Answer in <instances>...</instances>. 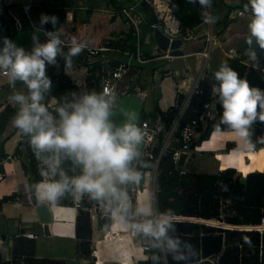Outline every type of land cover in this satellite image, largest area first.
Masks as SVG:
<instances>
[{"label":"crops","instance_id":"obj_1","mask_svg":"<svg viewBox=\"0 0 264 264\" xmlns=\"http://www.w3.org/2000/svg\"><path fill=\"white\" fill-rule=\"evenodd\" d=\"M0 2L9 16L10 40L17 47H22L27 53H30L35 47L33 35L37 36L40 43L47 42L48 38L44 31H35V27L39 26L42 14L61 18L57 28L62 30V39L66 45L70 43L73 37L79 41H86L88 45L95 47L106 43V47L103 46L97 53L91 54L84 50L82 54L72 57L68 64L65 59L62 63L61 76H54L51 80L56 92H60L68 85L74 86L72 84H78L82 92L94 90V88L96 89L95 85L99 87V84L96 81V69H89L91 63L99 64V68L100 65H116L118 62H126L127 71L122 74L119 81H124V89L118 90L117 93L119 108L121 111H134L138 116L140 110L144 113V104L147 99L150 100V109L154 103V96L150 94L149 84H152L150 86L154 88V91L156 87L158 88L157 103L160 109H165L176 94L184 97L188 87L197 77L202 78L204 75H208L212 81L215 71L222 64H225V50H235L241 54V59L236 61L243 64L242 67L237 65V62H233L234 58L229 61L231 62L230 65L229 62L227 63L230 67L241 74L245 66L247 67V74L250 72L248 75L250 82L257 83L259 86L264 83L262 76L256 77L255 71H252V69L259 67L257 61L250 60L247 55L246 40L251 13L232 14V11L227 15L226 25H221L219 22L226 16V4L235 3L240 7L247 3L246 0H221L211 7L212 15L216 17L213 30L222 39V47H213L206 59L199 52L207 44L203 34L195 40L173 39L169 42L160 26H151L154 22L153 12L147 3L140 0H0ZM128 6L134 7L135 24L120 10L121 7ZM198 25L197 30L199 31H204L206 28L202 21ZM43 27L48 31L55 30L50 23ZM1 33L2 28L0 26ZM167 48L176 52L169 59L160 54ZM252 49L256 53L259 47L254 43ZM258 51L262 52L261 49ZM63 52L65 54L68 52L66 46L63 47ZM192 52L197 53L194 55ZM61 56L58 55L57 62ZM50 66L53 65H46V70ZM184 75L188 76L184 79L185 83H179L178 80ZM0 84V91L5 90L4 97L0 98V113L7 107L14 109L13 118L10 124L7 123L12 131L4 137L6 129L3 128V138L0 137V255L3 260L6 255H10L12 259L15 257L14 261L18 259L17 256L24 259V264L30 257L37 260L40 258L58 260L60 264H90L89 262L95 257L99 262L117 261V264H136L137 260L146 258V254L140 245V236H136L130 230H122L112 223L109 217H103L104 215L101 214L105 210L102 206L100 208L101 214L89 213L91 224L90 251L88 256H85L77 250L78 238L75 232V218L78 207L74 206L73 203L68 205L57 202L53 205L38 202L35 195V202L32 201L30 196L34 192L29 190L27 174L21 164L23 149L21 148L22 150L16 154L13 152L18 140L22 139L23 136L13 123L18 105H13L9 101V97L14 91L25 95L28 94V91L24 83L15 84L17 85L15 88L11 87L7 76L2 72H0ZM86 84L89 86L84 89ZM141 84H146L148 87L145 85L146 88H143L140 86ZM129 87L131 92H128ZM143 93L145 94L143 95ZM213 102L216 103L217 107L218 97L216 94ZM189 107H191L190 104ZM191 109L197 110V107L193 108L192 106ZM217 113H219V109ZM115 120L119 123L122 117L118 114ZM207 122L201 123L200 133ZM228 141H233L234 146L225 150V143ZM169 146L176 147L178 142L171 138ZM258 149L248 150L246 142L230 128H214L209 131L207 138L191 147L190 151L201 150L199 155H196L194 151H187L183 161L180 164H175L178 168L177 165L186 166L188 161H197V170L179 168L184 172L190 171L197 174H214L222 169L232 167L241 174V177H244L250 171H261L264 168V145ZM238 150L241 152L240 155ZM244 166H249V170H243ZM195 179L196 177L192 176L190 182H194ZM132 188L135 190V192L131 190V195L134 196V205L154 199L157 208V179L155 180V176L153 179L152 172L150 177H144L142 187L137 184ZM136 188L139 190L136 191ZM6 196L13 198L3 200L2 198ZM181 216L186 221L205 224H209L207 219H212ZM136 219L138 220L139 217ZM222 222L220 221L217 226L240 227L238 229L251 228L250 225H226L227 222L224 221L225 224ZM26 233L31 234V236ZM27 245H31V247L27 248ZM19 247L20 252H17L15 249H19ZM29 250H32L31 254L26 255ZM75 250L79 256V262H75L76 254L75 257H71ZM92 250L95 253L93 257L91 255Z\"/></svg>","mask_w":264,"mask_h":264},{"label":"clouds","instance_id":"obj_2","mask_svg":"<svg viewBox=\"0 0 264 264\" xmlns=\"http://www.w3.org/2000/svg\"><path fill=\"white\" fill-rule=\"evenodd\" d=\"M188 3L200 6L205 23L215 22L216 17L210 12L212 0H188ZM244 10L251 13L247 55L256 61L253 44L264 50V0H248ZM0 12L3 13L2 9ZM49 23L54 31L44 29ZM58 23L54 15H41L35 31H44L48 39L40 43L33 35L35 47L30 53L8 37H0V72L7 76L11 87L15 88L16 82L21 81L28 90L27 95L14 91L9 101L18 105L13 123L27 138L42 178L29 186V190L38 202L53 205L66 196H87L100 204L119 228L146 238L145 251L171 256L177 264H196L198 249L181 239L174 210L159 211L154 199L139 205L130 199V188L141 182V169L147 167L142 151L145 133L137 113L121 111L117 92L109 88L83 92L80 88L78 93L66 95L54 109L56 115L43 103L45 94L53 87L46 75V65H55L58 55H64L68 64L89 46L75 37L66 45ZM64 46L68 48L66 54ZM214 80L212 90L223 109L220 123L234 131L246 142L247 149L252 150V126L257 121L264 123V90L250 86L227 63L215 71ZM72 85L65 89L76 87ZM118 114L122 117L119 123L115 120ZM65 162H71L79 174L69 176L62 167ZM158 258L155 253L150 257L153 261Z\"/></svg>","mask_w":264,"mask_h":264},{"label":"trees","instance_id":"obj_3","mask_svg":"<svg viewBox=\"0 0 264 264\" xmlns=\"http://www.w3.org/2000/svg\"><path fill=\"white\" fill-rule=\"evenodd\" d=\"M218 1L221 0H212V6H215ZM171 6L174 14L181 19L184 24L192 26L201 23V11L198 4H190L188 3V0H171ZM0 7L8 23H10L9 16L4 7L1 6V2ZM237 7L239 6L235 3L225 5L226 16L219 21L221 22V25H226L227 15L237 9ZM60 20L61 18L58 17L59 22ZM258 50L256 52V61L259 67L250 69L255 71L256 77L260 75L264 80V50H262L261 53ZM174 53L176 54L175 51ZM64 60L65 56L62 55L55 65L50 66L46 70V75L50 80H52L54 76H61V68ZM230 60L231 59H229V61ZM236 60L237 58H234L233 62H237ZM230 63L231 62H229V65ZM237 65L242 67L243 64L237 62ZM98 66L99 64L91 63L89 69L95 70ZM261 68H263V71ZM260 70L262 72H259ZM248 75H250V72L246 76L250 86L264 90L262 89L264 88V83L260 86L257 83H252L250 82ZM210 81L211 78L208 75H204L202 79H200L199 86L201 88V92L196 95L194 94L191 97V107L183 113V121L188 119V115L192 113V106L193 108L195 106L197 109L200 108L201 100L208 95ZM20 83L23 82H16V84ZM145 85L141 84L140 86L146 88L147 85ZM150 85L152 84H149V90L151 92L150 94H153L154 96V103L152 104V108L148 116L140 110L138 114L139 124L141 120L146 118L148 122L151 123L155 113L161 111L157 103L159 98L158 88L156 87V90L154 91V88ZM95 86L96 89L94 88V90L101 91L100 86ZM25 88L27 89L26 84ZM52 91H56L54 86L52 87ZM128 92H131L130 87ZM67 98L70 99L69 96H67ZM217 108L219 109V113L215 115L214 119H210L207 122L199 137L194 141L191 147L197 144V142H200L202 139L207 138V134L211 129L228 128V126L220 123L222 107L219 104V101ZM13 113L14 109L10 107H7L6 110L4 109V111L0 113L1 138H3V128L6 129L4 137L12 131L7 123L10 124L14 115ZM161 114L165 127H168L170 117L164 116L162 111ZM255 124L258 125V128L253 131L251 139L254 144V148L259 150L258 148H261L264 145V123L257 121ZM162 135L163 132L160 131L157 137L158 146L160 145L159 139L162 138ZM158 146L152 148V156H143L144 160L147 162V167L142 169L153 168L155 165V156L159 150ZM233 146V141L225 143L226 150ZM21 148L23 149L21 164L23 170L27 174L28 186L35 185L37 180L40 179V175L36 173V158L29 146L27 138L24 136H22V139L18 140V144L14 148L13 152L15 154L19 153L22 150ZM62 167L69 176L79 174V169L77 168L74 171L71 162H65ZM192 176L196 177L194 182H190V178ZM240 177L241 174L232 167L222 169L214 174H197L190 171L180 172L171 157V151L166 152L165 154L163 153L159 156L156 162L157 208L159 211L172 209L176 215L197 216L206 219L212 218L223 221V224L227 222L226 225H250L248 223H259L264 220V168L261 171L256 170L246 173L243 181H240ZM169 197H172L173 199L170 200ZM225 197L229 198V200L226 204H224V206L220 207V199L222 198L223 200ZM11 198L13 197L6 196L2 199L10 200ZM73 199L74 198L71 196H66L58 202L61 204L71 205ZM80 203L82 205L88 204V202L84 199H81ZM212 219H207V222H211L212 224L217 223L216 225L220 222ZM176 225L181 239L192 243L198 249L199 258L196 264H264V229H238L240 227L229 228V226L220 227L186 220H176ZM75 232L78 238L77 250L79 253L88 256L90 251L89 240L91 233L88 210L78 207L75 218ZM140 245L143 252L146 254V258L137 260L136 264H177L176 261L172 260L171 256L165 257L160 253L155 252V250L145 251V247L148 245V240L146 238L140 237ZM30 247L31 245H27V248ZM15 250L20 252V247ZM31 252L32 250H29V252L27 251L26 255H30ZM154 253L159 257L155 261L150 259ZM14 258L15 257H13V259ZM13 259L5 261L0 255V264H13L15 262ZM26 264H60V261L47 258H40L37 260L36 258L30 257L27 259Z\"/></svg>","mask_w":264,"mask_h":264},{"label":"built area","instance_id":"obj_4","mask_svg":"<svg viewBox=\"0 0 264 264\" xmlns=\"http://www.w3.org/2000/svg\"><path fill=\"white\" fill-rule=\"evenodd\" d=\"M140 1L147 3V5L152 8V12L154 15V22L151 24V26H155V25L160 26L162 28V31L166 34L169 42L173 39H180L183 41H188L189 39L195 40L198 37H201V35L203 34L207 44L206 47L199 52H201V54L203 55V57H205V59L208 57V54L213 47L215 46L222 47V39L213 30V23H205L202 20V23L206 25V28L204 29V31H199L197 30L199 26L198 24L188 26L184 24L181 21V19H179L174 14V12L172 11L171 0H140ZM246 2L248 3V0H246ZM247 3L235 9L232 12V14L250 13V11L245 12L244 10V6ZM120 10L131 22L135 24V20L133 18V11H134L133 6L121 7ZM105 45L106 43L99 47L89 45L85 50L87 53L94 54L97 53L99 49ZM154 47H156V45H154ZM196 53L197 52H192V54L194 55ZM160 54L161 56L168 59L175 55L174 50H170L168 48ZM224 55H225V59H224L225 63H228L229 59L231 58L241 59V54L235 50H225ZM127 66L128 65L126 62H120V63L118 62L116 65H109V64L100 65V67L95 70L96 72L95 75H96V81L98 82L101 91L104 88H109V89H114L118 93V84L120 79L122 78V74L127 71ZM261 70L263 71V68H261ZM247 72H248L247 67H245V69L240 75L241 78L246 79ZM187 77L188 76L184 75L181 79L178 80V82L185 83L184 79ZM200 79L202 78L197 77L195 81L192 82V84L188 87L187 92L184 94V97H180L178 96V94H176L175 98H173L167 109L165 108L164 110H161L164 113V116L170 117L168 127H165L161 111L155 113L151 123H149L147 119L140 121V126L142 127L143 130L150 129L148 135L145 136L144 144L142 146L143 156H149V157L152 156V148L158 146V138H157L158 133L161 131L163 132V135L162 138L159 139L160 145L158 146L159 147L158 153L155 156V165L153 166V168H148V169L146 168L141 170L142 180L139 183V185H142V183L144 182V177H150L151 172L153 174V179L155 176V180H156V162L161 154L163 153L165 154L166 152L171 151V157L174 163L179 164L178 161L181 158V156L183 155L184 157V155L187 154V151L191 148V145L198 138L201 131V123L215 118V115L217 113V107H216V103L213 102L215 93L213 92L212 89L216 81L213 80L210 82V87H208V95L201 100L200 108H198L197 110L193 109L192 113L188 115V119H186L185 121L182 120L183 113L187 111V109L189 108L191 97L194 94L201 92V88L199 86ZM75 86L76 87L69 88L68 90L64 88L60 91V93L52 91L51 88V90L45 94V100L43 101V103H45L49 107V110L53 112V115H56L54 109L56 108L57 104L62 103L66 95L71 96L73 92L78 93L81 87L78 84ZM0 90H1V84H0ZM144 94L145 93H143V95ZM171 138H174L178 142V146L176 147L169 146V140ZM35 168H36V173L39 175L37 160H36ZM179 171L184 172L182 170ZM137 190L138 188H136V191ZM81 199H84L86 202H88V204L82 205L80 203ZM228 200L229 198L227 197H225L223 200L221 198L220 207L224 206V204H226ZM72 203L76 207L88 210L90 214L91 213L92 214L97 213L98 215L101 214V209H100L101 205L95 201H92L87 196H84L82 198H74ZM101 215L102 216L104 215L103 217H108L106 212L102 213ZM251 228H255L258 230L264 229V220L260 221L259 223L252 224ZM26 234L31 236V234L29 233ZM94 254L95 253L92 250V254H91L92 257ZM4 258L7 259L8 261L12 260V257L10 255H6ZM89 263L109 264L110 262L109 263L99 262L98 260L95 259V257H93L92 261ZM13 264H24V259L18 258Z\"/></svg>","mask_w":264,"mask_h":264},{"label":"rangeland","instance_id":"obj_5","mask_svg":"<svg viewBox=\"0 0 264 264\" xmlns=\"http://www.w3.org/2000/svg\"><path fill=\"white\" fill-rule=\"evenodd\" d=\"M214 14H215V12H214ZM124 81L122 80L121 82H119V85H118V90H122V89H124ZM15 86H17V85H15ZM89 86V84H86V85H84V89H86L87 87ZM5 91V90H4ZM4 91H0V98L1 97H4V94H5V92ZM18 91V90H17ZM3 99V98H2ZM3 102V101H2ZM150 100L149 99H147L146 100V102H145V104H144V113L148 116V114H149V112H150ZM167 109V108H166ZM191 149V148H190ZM190 149L188 150L189 152H193L194 151V153L196 154V155H199V153H200V151L201 150H193V151H190ZM226 150V149H225ZM206 156L208 155V154H205ZM198 165V162L197 161H195V162H187L186 163V166L185 165H177L178 166V168H183V167H185L187 170H197L196 169V166ZM94 214V213H93ZM175 220H184V218H183V216H181V215H176V217H175ZM209 224H212V223H209ZM208 224V225H209ZM212 225H215V226H217L216 224H212ZM75 247H76V245H75ZM73 248V247H72ZM75 254H76V250H75V253H72V255H71V257H75ZM77 255V254H76ZM17 258H19V256H17ZM75 262H79V256L77 255V259L75 260Z\"/></svg>","mask_w":264,"mask_h":264},{"label":"water","instance_id":"obj_6","mask_svg":"<svg viewBox=\"0 0 264 264\" xmlns=\"http://www.w3.org/2000/svg\"><path fill=\"white\" fill-rule=\"evenodd\" d=\"M150 7V6H149ZM150 9L152 10V8L150 7ZM154 16V15H153ZM0 26L2 28V33L0 34V37H8L10 39V26L7 22V20L5 19V16L3 13L0 12ZM258 128V125L254 124L252 126V133L255 129ZM144 133H145V136L148 135V133L150 132V129H144L143 130ZM183 161V155L181 156V158L179 159L178 163L180 164L181 162ZM244 180V177H240V181H243ZM130 199L132 200L133 204H134V196L131 195V188H130ZM30 198L32 199L33 202H35V197H34V194L32 193ZM169 199H172V197H169ZM176 217V216H175ZM107 218V217H105ZM109 264H117L116 262H110Z\"/></svg>","mask_w":264,"mask_h":264},{"label":"bare ground","instance_id":"obj_7","mask_svg":"<svg viewBox=\"0 0 264 264\" xmlns=\"http://www.w3.org/2000/svg\"><path fill=\"white\" fill-rule=\"evenodd\" d=\"M235 151H236V150H235ZM238 151H239V150H238ZM236 152H237V151H236ZM233 153H234V152H233ZM240 153H241V152L239 151V155H240ZM255 154H256V153H255ZM232 155H233V154H232ZM249 155H251V154H249ZM256 155H257V154H256ZM254 158H255V157H254ZM249 168H250L249 166H244V167H243V170H245V169H246V170H249ZM262 168H263V167H262ZM210 223H211V222H210ZM105 233H106V232H105ZM107 238H108V237H107ZM98 239H99V238H98ZM100 242H101V241H100ZM98 243H99V242H98ZM99 244H100V243H99ZM101 244H102V243H101ZM101 246H102V245H101ZM109 246H110V245H109ZM98 247H99V246H98ZM95 248H97V247H95ZM108 249H110V248H108ZM97 250H98V249H97ZM101 250H102V249H101ZM101 250H100V251H101ZM97 258H98V257H97ZM97 260H98V259H97ZM133 260H134V259H133ZM105 262H106V261H105ZM116 262H117V261H116Z\"/></svg>","mask_w":264,"mask_h":264}]
</instances>
